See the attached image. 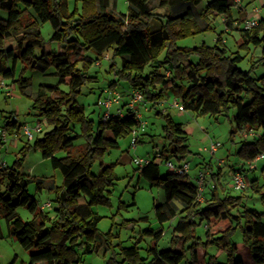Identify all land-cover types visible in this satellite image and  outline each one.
I'll use <instances>...</instances> for the list:
<instances>
[{"label":"trees","instance_id":"1","mask_svg":"<svg viewBox=\"0 0 264 264\" xmlns=\"http://www.w3.org/2000/svg\"><path fill=\"white\" fill-rule=\"evenodd\" d=\"M126 1L127 12L116 13L114 0H0V12L5 13L0 14V78L11 80L24 93L29 78L16 76L18 62L43 74L52 69L56 77L55 83H40L31 100L34 115L44 117L51 128L32 145L26 142L11 166L0 168V218L6 224V237L29 252L27 264H84V257L99 249L94 234L101 216L94 205L109 204V188L116 176L112 164L100 161L96 172L91 166L97 155L118 147L119 139L138 124L135 112L123 103L122 116L107 120L101 116L94 125L76 100L80 87L94 78L88 74V67L109 50L111 69H116L128 88L141 92L143 104L155 107L170 91L184 110L197 115H227L234 108L236 129L253 131L252 140L243 143L239 152L252 161L264 150V84L249 70L238 67L242 57L231 55L220 35L212 45L176 44L181 38L211 30L213 18L221 16L227 31L239 32V47L262 45L259 60L264 63V18L258 17L251 27L244 26L248 20L245 5L253 0H158L157 7L166 11L163 14L154 11L150 0ZM154 17L162 18L161 25L151 30L149 20ZM43 23L52 29L49 38L41 34ZM90 51L95 56L87 55ZM157 114L162 119V152L138 168L151 185L163 188L165 201L154 206L157 221L175 218L169 247L157 249L163 231L147 228L144 232L155 243L144 255L136 245H118L114 250L108 232L103 240L111 252L105 264H199L200 259L204 264H246L236 257L238 250L232 236L237 230L249 262L264 264L263 212L246 207L243 196L226 193L220 186L219 171H210L213 182L205 184L203 202L197 200V185L186 173L167 169L160 176L157 157L161 161L170 157L181 161L190 151L182 124L163 110ZM11 116H7L1 132L13 134L21 129L22 123ZM73 124L79 125V133L70 135ZM1 132L0 144L4 143ZM78 137L85 141L76 153L74 140ZM31 148H38L62 175L59 186H49L53 191L52 215L40 210L37 199L27 191V183L35 178L18 168ZM58 151L64 155L57 156ZM35 181L40 189L43 181ZM248 186L264 205V188L255 180ZM20 206L32 214L30 220L24 221L18 215ZM202 222H217L220 228L211 234L205 230L203 240L196 233ZM3 236L0 229V238ZM210 246H216L215 253L208 251ZM199 248L203 250L201 258ZM222 253L226 255L225 263L219 262Z\"/></svg>","mask_w":264,"mask_h":264},{"label":"rangeland","instance_id":"2","mask_svg":"<svg viewBox=\"0 0 264 264\" xmlns=\"http://www.w3.org/2000/svg\"><path fill=\"white\" fill-rule=\"evenodd\" d=\"M207 1L209 0H203V3ZM114 5L116 13H126L128 10V2L126 0H114ZM150 5L154 7L156 13L163 14L166 12L164 8L157 7L158 0H150ZM202 7L203 4L201 3L197 9L200 11ZM245 11L248 19L264 18V0H253L246 4ZM0 14L5 15L3 11ZM161 19L160 17L150 19L149 28L151 30L158 28L161 25ZM226 29L223 18L215 16L212 20L211 30L181 38L176 41V44L179 46H197L202 43L212 45L216 42L218 35H220L231 55L239 54L242 57L238 62V67L244 71L249 70L252 77L257 78L260 84H264V63L259 60L262 45H249L248 48L239 47L241 42L239 32L237 30L227 31ZM40 30L44 38L51 36L52 29L48 23L41 24ZM110 54L111 50L88 67V74L94 76V78L80 87L76 97L77 102L84 106L86 115L93 121L94 125L97 124L106 110L103 103L104 98L107 96L106 89L118 92L121 96L120 103H111L109 107L111 113H116L118 108H121L124 112L122 104L128 102V91L131 90L125 80L118 78L116 69H111ZM87 55L95 56L92 51L88 52ZM115 62L117 68H119L120 58H115ZM51 71L52 69H49L43 74L30 66H24V64L18 62L15 71L16 76L21 74L29 78V86L24 93H21L14 84L10 83L11 80L4 79L7 87L0 90V129L5 120H7V116L12 114L15 115L18 123L25 122L32 126L37 120H40L42 124V131L35 133L30 141L26 140L21 130L17 131L18 136L15 133L9 134L6 132L4 143L0 144V162L4 166H11L14 160L20 157V149L26 142L32 145L35 138L42 137L44 132L51 128L44 117L34 115V111L31 109V100L37 93L38 85L43 82H56V77L52 75ZM59 87L63 90L67 89L65 85H59ZM164 98L155 107H148L146 103L138 104L137 110L141 115V120L146 122V126L143 131H138L135 146L131 145L132 136L128 134L119 139L118 147L105 150L93 160L91 166L93 172L97 171L100 161L105 164H112L116 180L114 185L109 188V204L94 205V210L101 216L94 234L100 246L97 252L84 257V264H105L111 249L118 250V245L125 247L136 245L139 247L140 254L144 255L146 249L152 247L155 243L151 236L144 232L147 228H151L155 232L163 231L161 239L156 242L157 249L169 247V239L175 218L159 223L154 212L155 204L165 201L163 188L159 185H151L148 179L140 175L139 166L133 161V159H149L162 152V119L157 114L158 110L168 113L176 122L181 123L182 127L187 131V145L190 152L181 161L188 162L186 174L189 181L196 184V174L200 169L212 172L219 171V182L224 191L234 196H243V202L246 207L263 212L264 220V205L256 193L248 186L251 181L255 180L259 186L264 188V150H262L263 156L261 158L253 159L252 161L246 160L239 152L243 143L252 140L253 131L247 132L236 129L233 120L235 109L230 108L227 115H197L189 110L179 111L172 106L171 104H173L175 98L170 91L166 93ZM76 133H79V125L73 124L70 135ZM245 133L249 134L244 136ZM84 141L83 137H78L74 140L76 153L82 150ZM211 141H218L221 144L213 154L203 149ZM56 155L63 156L64 152L58 151ZM169 160L174 163L181 162L174 157H170ZM155 161L159 165L160 176L164 175L168 169L165 165V160L161 161L157 157ZM18 168L29 177L43 181L40 189L37 187L35 180L27 183V191L37 199L38 208L47 201L52 203L53 191L49 189V186H59L62 181V175L58 169L51 166L49 159L43 158L38 148H31L26 151ZM232 168L241 169L245 175L247 187L243 191H236L231 187ZM211 178L212 176L209 179L206 177L204 183L211 184L213 182ZM204 190L206 192V187ZM204 200L203 197L201 202ZM175 203L180 207L178 201H175ZM52 205L53 203L50 208L44 209V211H50V215H52ZM17 213L24 221L32 218V214L25 207H18ZM219 228L220 224L217 222L208 225L202 222L197 225L196 233L204 240L205 230H208L211 234ZM0 229L4 235L0 238V264H10L13 258H15L13 264H27L29 252L24 250L17 241L6 237V224L3 218H0ZM108 232L111 233L110 245L113 246L110 250H106L103 240ZM232 240L237 245L238 252L236 257L245 260L246 264H253L249 262L250 257L241 241L238 230L233 234ZM216 250V246H210L208 249L210 253H215ZM198 253L201 258L203 250L199 248ZM200 260L199 264H204L202 259ZM219 262H226L225 253L219 255ZM181 264H185V262L183 261Z\"/></svg>","mask_w":264,"mask_h":264},{"label":"built area","instance_id":"3","mask_svg":"<svg viewBox=\"0 0 264 264\" xmlns=\"http://www.w3.org/2000/svg\"><path fill=\"white\" fill-rule=\"evenodd\" d=\"M256 23L255 19L249 18L244 26L245 27H251ZM7 87V83L5 82L4 79L0 78V90L2 89H6ZM107 92V96L104 98V105L106 107V110L103 112L102 114V119L103 120H107L110 117L117 115V116H122L123 111L121 108H118L116 113H111L109 111V107L111 105L112 102L114 103H120V98L121 96L119 95L118 92H113L110 91L108 89L105 90ZM9 92V91H8ZM129 98H128V102H127V106L132 109L135 112V117L137 119V127H134L130 134H131V145L135 146L136 141H137V133L138 131L141 132L145 129L146 126V122L141 120V115L138 112L137 108H138V104L142 103L143 100V96L141 94V92L139 90L136 89H132L129 94H128ZM172 106L176 107L179 111H183V105L178 102L176 99L174 100L173 104H171ZM12 120H17L15 115L12 114L11 116ZM22 134L25 136L26 140H32L35 133H40L42 131V124L40 120H37L32 126H29L28 123H22L21 124V129ZM5 131L1 132L2 138L5 140ZM17 136L18 134L15 133ZM249 133H245L244 136L248 135ZM221 144L218 141H211L210 144L208 146H204V150L209 152L210 154H213L220 146ZM263 155L262 153L257 155L255 159L261 158ZM134 163H136L139 167H142L144 164H146L148 162V159H133ZM165 165L166 167L171 170L174 171L178 174L181 173H187V169H188V162L186 161H181L179 163H174L170 160L165 161ZM4 167V164L2 162H0V168ZM206 177H208V179L210 178V171H206L205 169H200L198 171V173L196 174V185H197V200L198 201H202L203 199V192H204V188H205V179ZM210 184V183H208ZM231 187L236 190V191H243L246 187V181H245V177L244 174L242 172L241 169H235L232 168L231 170ZM51 207V202L47 201L44 204H42L39 209L40 210H44L45 208H50Z\"/></svg>","mask_w":264,"mask_h":264},{"label":"crops","instance_id":"4","mask_svg":"<svg viewBox=\"0 0 264 264\" xmlns=\"http://www.w3.org/2000/svg\"><path fill=\"white\" fill-rule=\"evenodd\" d=\"M253 16H254V15H253ZM129 92H130V91H128V93H129ZM144 107L147 108L145 105H144ZM221 161H222V160H221Z\"/></svg>","mask_w":264,"mask_h":264}]
</instances>
